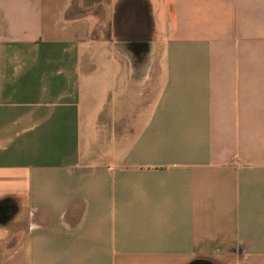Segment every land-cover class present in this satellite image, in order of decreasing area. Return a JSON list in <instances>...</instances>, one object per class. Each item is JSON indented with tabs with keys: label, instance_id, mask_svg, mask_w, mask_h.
<instances>
[{
	"label": "crops",
	"instance_id": "0c3cea01",
	"mask_svg": "<svg viewBox=\"0 0 264 264\" xmlns=\"http://www.w3.org/2000/svg\"><path fill=\"white\" fill-rule=\"evenodd\" d=\"M76 1L0 0V264H264V0Z\"/></svg>",
	"mask_w": 264,
	"mask_h": 264
},
{
	"label": "rangeland",
	"instance_id": "374dc122",
	"mask_svg": "<svg viewBox=\"0 0 264 264\" xmlns=\"http://www.w3.org/2000/svg\"><path fill=\"white\" fill-rule=\"evenodd\" d=\"M82 0H77L76 3L78 5H82V8H85L83 13H93L100 15L99 8H98V2L100 0H83L84 2L81 3ZM80 2V3H79ZM158 19L162 22V14L158 15Z\"/></svg>",
	"mask_w": 264,
	"mask_h": 264
}]
</instances>
